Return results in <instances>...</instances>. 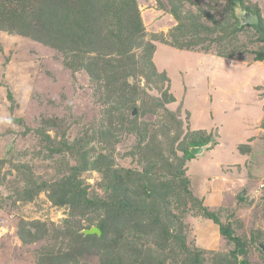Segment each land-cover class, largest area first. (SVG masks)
<instances>
[{"label":"rangeland","instance_id":"rangeland-1","mask_svg":"<svg viewBox=\"0 0 264 264\" xmlns=\"http://www.w3.org/2000/svg\"><path fill=\"white\" fill-rule=\"evenodd\" d=\"M219 1L136 0L145 36L131 52L130 63L137 72L130 76L124 64L117 65L119 56L110 62L109 56L101 55L107 52L102 47L85 54V48L74 43L53 48L0 30V264H38L58 237L59 248L63 243L64 253L77 258L78 264H100L96 250L72 252L76 245L66 229L76 224L83 232L97 228L106 209L96 203L73 218L72 207L55 203L50 187L28 195L31 185L25 175L38 186H50L74 175L76 168L87 197L99 201L111 198V190L106 191L111 173L123 180L131 177L135 201L157 213L189 249H203V264H237V258L264 264L258 246L264 243V61L252 53L263 44L255 41V30L248 29L228 44L233 52L239 46V52L251 51L224 58L223 39L209 53L179 50L163 41L170 42L179 24L175 10L187 24L212 27L210 14L230 27L221 15L220 5L226 3ZM245 2L264 21V0ZM73 28L71 23L67 31ZM218 34L211 39L225 36L222 30ZM151 45L155 50L148 57ZM86 66L105 73L95 79ZM154 69L165 79L155 76ZM238 85H243L245 101L239 99L235 107L228 94ZM217 95L224 101L230 97L231 103L217 106ZM124 101L136 107L129 106L121 116L117 104ZM7 118L12 126L3 123ZM195 132L211 134V147L184 167V148H190ZM58 142L80 148L85 157L50 154L47 145ZM183 167L186 185L171 177ZM142 184L152 189L150 196ZM205 206L220 225L202 216ZM221 224L231 226L240 241L221 235ZM134 231L130 241L129 230L128 239L121 241L124 250L164 258L176 252L175 245L180 249L174 243L162 252L156 246L159 238L139 239ZM178 250L175 261L186 264ZM73 263L67 259L63 264Z\"/></svg>","mask_w":264,"mask_h":264},{"label":"trees","instance_id":"trees-1","mask_svg":"<svg viewBox=\"0 0 264 264\" xmlns=\"http://www.w3.org/2000/svg\"><path fill=\"white\" fill-rule=\"evenodd\" d=\"M222 1H225L226 4L220 5L223 11L221 15L225 18L226 23L230 24V27L222 26L223 23L219 24L214 16L210 14L207 15V19L213 23L212 27L199 25L196 22L187 24L183 22V18L178 14V10H175V17L177 16L179 24L171 32L170 42L166 39L163 41L179 50L197 51V49H200L203 52L209 53L213 49V44L222 43L224 40L225 52L222 51L221 53L225 55H220V52H217L224 58H233L237 54L239 56L242 53H249L251 50L246 49V52H239V50H236L239 46L233 52L228 44V39L236 38L248 29H254L257 34L255 41L261 42L263 47L261 50H253L254 52L252 53H255L257 61H264V41L261 37V30L264 31V21L261 18V14L246 7L245 0H220L219 2ZM237 2H240L243 8L260 17V29L251 25L239 27V20L235 14ZM219 11L217 7V12ZM140 19L141 15L136 0H0V30L25 36L53 48H60V46L63 47L64 45L74 43L80 48H85L83 49L85 54L92 50L98 51L102 47L103 51L106 50L107 52L101 53V55L104 54V58L109 56L110 62L115 56L120 57V60L116 61L118 62L117 65L123 66L124 64L128 76L137 72L133 68L134 63H130V55L133 49L141 46L145 36ZM71 23L74 28L71 32H68V26ZM220 29L224 32L225 36L223 38L217 36L216 40L214 38L211 39L210 36L219 35ZM200 34H205V37H201ZM154 50V45L149 46V50H147L148 57L154 53ZM120 61L123 63L121 64ZM105 63H107V60ZM150 63L152 64V61ZM90 64L92 65L93 63ZM135 64L138 65L137 62ZM86 67L95 79L99 78L100 73H105L102 69L96 71L90 66ZM120 68L123 70L122 67ZM157 73L155 71V76H162L165 79L163 74L159 75ZM172 99L171 96L170 100L172 101ZM117 105L122 109L120 115L124 116L131 104L124 101L118 102ZM132 107L136 106L133 105ZM211 137V134L195 132L188 145L190 148L205 146L211 141ZM190 148H184V157L182 158L184 167L187 161L195 157L191 153ZM47 149L53 155L69 153L74 158H77L81 154L80 148L70 146L64 142H58L57 146L47 145ZM84 157L85 155L81 154L80 160ZM83 163L87 164L86 160ZM184 167L181 168L179 173L171 175L172 181L186 185L187 180L183 178L185 177ZM78 170L80 169L76 168L74 175L64 176L61 180L50 186L46 184L38 186L30 174L25 175V182L31 185V188L27 190L29 197L50 187L55 203L61 207H72L71 216L73 218L75 215H83V211L85 210H92L96 203H99L98 205L106 209L105 217L97 224V228L101 231L100 236L97 234L85 235L82 229L78 228V224H76L77 228L71 227L68 224L69 228L66 229L67 237L72 239L76 245L74 248L76 251L73 250L72 252L85 254L92 251V249L96 250L101 260L100 264H178L175 261L178 250L176 249V245L174 248L176 252L170 253L171 256L163 255L164 258H158L154 255L152 257L147 252L137 254V252H133L131 249L126 248L124 250V247L120 245L121 241H125L126 238L128 239L126 237V235L128 236L126 234L128 230L130 231L128 241H130L132 231L135 230V236L137 235L139 239L141 237L159 238V242L156 241V246L162 252L166 251L167 246L170 247L174 243H179L180 249L178 251L182 254V258L186 264H203L205 254L203 249L194 251L189 249L184 239L179 235H173L169 228L163 224L157 213L146 209L141 203L135 201L137 195L133 196L132 194L134 189L130 181L131 177L123 180L119 175L111 173L110 186H107L106 190H111V198L107 201H99L94 197H87V190L82 187V183L77 178ZM108 175L105 174V178H108ZM142 188L146 191V194L151 191L148 194L149 196L153 193L148 184H142ZM199 205L204 206L202 202ZM77 207L81 209H77ZM79 210L82 212H78ZM202 216L220 225L218 218L206 206L202 208ZM132 224H134L133 227ZM220 233L229 241H233L234 243L240 241L231 226L225 227L221 224ZM54 239L53 246L46 249L38 264H63L67 259L73 260V264H78L77 258L71 254L64 253L63 243L59 248V237ZM237 264L250 263L246 259L240 262L237 258Z\"/></svg>","mask_w":264,"mask_h":264},{"label":"water","instance_id":"water-1","mask_svg":"<svg viewBox=\"0 0 264 264\" xmlns=\"http://www.w3.org/2000/svg\"><path fill=\"white\" fill-rule=\"evenodd\" d=\"M235 14L237 19L239 20V27L251 25V26H256L258 29H260V24H261L260 17L257 14H254L253 12L243 8V6L240 3L236 4ZM261 37L262 40L264 41V31L262 30H261ZM136 115H137V109H134L132 116L135 117ZM210 147H211L210 143L205 146L194 147L191 149V153L195 157L203 156L205 151ZM244 196H245V192L243 191L240 193V197L244 198ZM84 234L85 235L97 234L100 236L101 231L98 228L93 227L91 229L84 230ZM261 247L262 250L264 251V244Z\"/></svg>","mask_w":264,"mask_h":264},{"label":"crops","instance_id":"crops-1","mask_svg":"<svg viewBox=\"0 0 264 264\" xmlns=\"http://www.w3.org/2000/svg\"><path fill=\"white\" fill-rule=\"evenodd\" d=\"M235 73V72H234ZM230 74V73H229ZM232 75V74H231ZM236 75H238L239 76V74H237L236 73ZM220 79V78H219ZM219 81V80H218ZM241 86H243V85H238V87H237V89L233 92V93H231V94H228V95H230V96H232V99L234 100V102L235 103H232L235 107H237V101L239 100V99H242V100H244V97H242V96H244L243 94H241L242 92H243V87H241ZM230 89V88H229ZM230 91L232 92V89H230ZM218 97H217V100H219V102L217 103V106H223V105H226V104H228V103H231V102H227L228 101V99L230 98H227V100L226 101H224L223 100V98H220L219 97V95H217ZM245 101V100H244Z\"/></svg>","mask_w":264,"mask_h":264},{"label":"clouds","instance_id":"clouds-1","mask_svg":"<svg viewBox=\"0 0 264 264\" xmlns=\"http://www.w3.org/2000/svg\"><path fill=\"white\" fill-rule=\"evenodd\" d=\"M3 123L9 125V126H12L13 125V120L11 118H7L3 121Z\"/></svg>","mask_w":264,"mask_h":264},{"label":"flooded vegetation","instance_id":"flooded-vegetation-1","mask_svg":"<svg viewBox=\"0 0 264 264\" xmlns=\"http://www.w3.org/2000/svg\"><path fill=\"white\" fill-rule=\"evenodd\" d=\"M263 244H264V243H263ZM263 244H259V245H258V246L261 248V250H262V247H261V246H262ZM262 251H263V250H262ZM263 252H264V251H263Z\"/></svg>","mask_w":264,"mask_h":264}]
</instances>
